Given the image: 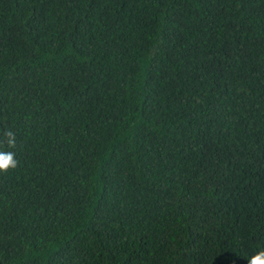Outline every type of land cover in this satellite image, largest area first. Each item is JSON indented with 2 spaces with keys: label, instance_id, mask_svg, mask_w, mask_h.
Here are the masks:
<instances>
[{
  "label": "trees",
  "instance_id": "1",
  "mask_svg": "<svg viewBox=\"0 0 264 264\" xmlns=\"http://www.w3.org/2000/svg\"><path fill=\"white\" fill-rule=\"evenodd\" d=\"M0 151V264H249L264 0H0Z\"/></svg>",
  "mask_w": 264,
  "mask_h": 264
},
{
  "label": "clouds",
  "instance_id": "2",
  "mask_svg": "<svg viewBox=\"0 0 264 264\" xmlns=\"http://www.w3.org/2000/svg\"><path fill=\"white\" fill-rule=\"evenodd\" d=\"M5 136L8 138V146L15 147V134L11 130H7ZM17 164L15 153L0 151V171L7 172L10 168H16ZM249 264H264V250L256 252L249 260Z\"/></svg>",
  "mask_w": 264,
  "mask_h": 264
}]
</instances>
